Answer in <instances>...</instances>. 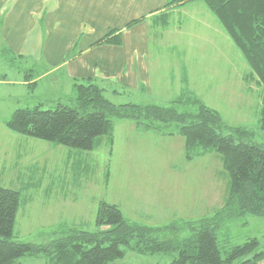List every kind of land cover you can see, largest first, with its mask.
I'll return each mask as SVG.
<instances>
[{
	"label": "trees",
	"instance_id": "obj_1",
	"mask_svg": "<svg viewBox=\"0 0 264 264\" xmlns=\"http://www.w3.org/2000/svg\"><path fill=\"white\" fill-rule=\"evenodd\" d=\"M192 1L169 0L166 7ZM200 1L262 86L258 121L264 135V0ZM135 24L137 21L126 28ZM105 44L119 45L120 33L110 32L93 47ZM15 59L0 53L7 70L17 71L26 81L38 77L33 69L12 68ZM187 82L182 81V93L163 106L129 101L114 104L100 83L76 81L67 96L69 104L58 102L52 109L43 108L45 103L18 108L3 125L14 134L81 151H91L97 139L111 136L119 121L132 122L138 132L180 136L187 162L209 154L219 156L229 175L220 209L200 219L149 228L124 218L116 205L100 202L95 227L105 230L63 229L35 245L12 241L19 193L0 186V264H21L23 257L43 258V264H119L127 252L168 255L172 260L167 264H263L264 250L256 238L228 245L218 232L246 215L264 218V143L250 140L253 132L247 128L226 125L217 111L188 90ZM166 233L172 237L160 239Z\"/></svg>",
	"mask_w": 264,
	"mask_h": 264
},
{
	"label": "rangeland",
	"instance_id": "obj_2",
	"mask_svg": "<svg viewBox=\"0 0 264 264\" xmlns=\"http://www.w3.org/2000/svg\"><path fill=\"white\" fill-rule=\"evenodd\" d=\"M189 3L203 5L200 0ZM229 42L233 45L230 39L224 42L220 59L198 64V67L190 63L189 77L200 93L198 98L207 107L217 111L226 125L247 128L253 132L250 140L262 144L264 135L260 132L258 121L262 86L239 51V61H244L246 66L243 71L245 81L240 79L243 76L240 67L239 74L237 71L235 74L238 67L231 64V51H234L235 46L232 47ZM20 63L12 64V68L16 65L19 68ZM199 65L205 69L199 70ZM20 67L25 68L23 63ZM14 72L15 75L9 76L8 80L22 78L21 74ZM251 74L257 82L251 83L254 94L251 97L252 106L249 107L247 88L250 86ZM229 77L231 80L236 77L237 81L228 83ZM236 82L238 85H235ZM227 86L234 91L235 101L232 103L225 98ZM10 89L14 92L11 98L14 109L35 106L36 102L33 101L39 94V88L33 87L29 92L17 86ZM59 90L63 96L57 101L45 102L43 108L52 109L58 102L69 104L65 87L62 85ZM171 90L175 94L178 87L173 85ZM55 94L50 95L55 98ZM69 94L71 87L67 89V96ZM141 99L143 101L134 95L113 102L149 103L144 101V96ZM153 100L154 104L163 106L170 102L166 99ZM3 114L5 111H0V120L4 119L1 117ZM118 123L114 124L111 136L96 140L95 148L91 151L56 146L14 134L0 124V186L19 193L12 241L38 245L52 239L53 233L63 229L77 228L94 232L97 230L95 219L100 202L116 205L124 218L149 228H163L174 222L200 219L212 215L223 206L229 175L223 170L217 154L187 162L182 137L162 138L152 132L136 131L132 122ZM121 125H132L133 133L122 135L117 128ZM99 230L105 228L100 227ZM218 234L219 239L225 240L228 245L256 238L264 250V218L246 215L222 227ZM166 236L172 237V234L166 233L160 239ZM171 260L172 257L168 255L127 252L118 263L167 264ZM19 262L43 264L44 260L23 257Z\"/></svg>",
	"mask_w": 264,
	"mask_h": 264
},
{
	"label": "crops",
	"instance_id": "obj_3",
	"mask_svg": "<svg viewBox=\"0 0 264 264\" xmlns=\"http://www.w3.org/2000/svg\"><path fill=\"white\" fill-rule=\"evenodd\" d=\"M168 1L0 0V53L15 57L16 64L21 62L22 72L33 69L38 76L32 81L8 80L15 75V70L0 67V111H5L1 126L4 127V121L16 110L11 102L12 86L27 92L33 87L39 88L33 102L45 103L63 96L59 90L62 85L67 97L68 87L72 89L76 81L90 80L100 83L112 101L138 95L139 101L144 96V101L154 104V98L176 99L182 93V81L186 80L188 90L198 97L200 93L189 77L190 63L198 67L220 59L222 46L229 39L201 3L166 7ZM135 21L137 24L126 28ZM110 32L120 33L119 45L93 47ZM196 38L200 39L195 43ZM233 48L231 64L238 67L237 75L241 68L240 79L245 81V63L239 61L238 50ZM22 63L25 68L20 67ZM200 65L199 70L205 69ZM250 77L249 107L254 94L251 83L257 82L252 74ZM232 81H237L236 77L227 82ZM173 85L178 87L175 94L171 90ZM53 91L55 98L50 95ZM233 92L231 87L225 88L229 103L235 101ZM117 128L128 136L134 127Z\"/></svg>",
	"mask_w": 264,
	"mask_h": 264
}]
</instances>
